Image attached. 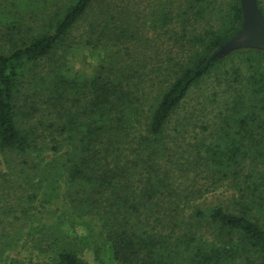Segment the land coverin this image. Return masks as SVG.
<instances>
[{
  "label": "trees",
  "instance_id": "trees-1",
  "mask_svg": "<svg viewBox=\"0 0 264 264\" xmlns=\"http://www.w3.org/2000/svg\"><path fill=\"white\" fill-rule=\"evenodd\" d=\"M242 20L240 0H0V264H264V50L212 59ZM220 189L233 207L205 206Z\"/></svg>",
  "mask_w": 264,
  "mask_h": 264
},
{
  "label": "rangeland",
  "instance_id": "rangeland-1",
  "mask_svg": "<svg viewBox=\"0 0 264 264\" xmlns=\"http://www.w3.org/2000/svg\"><path fill=\"white\" fill-rule=\"evenodd\" d=\"M227 2H228V0H227ZM261 3L264 6V0H261ZM223 14H226V12H223ZM167 38L168 37H165V36L159 37L161 42L167 41ZM103 56H104V54L102 53V51L93 50V49H90V48H82L80 50V52H79V55L77 54L73 58L72 65L78 71H80V72H82L84 74H90L92 72V70L94 69V67L96 65H98L100 62H102ZM234 60L239 61L237 59H234ZM227 65L231 66L232 68L235 69L236 66H238V65L241 66V63L238 62L235 65H231V60L228 59ZM231 195H233V191L232 190H228V189L222 190V189H220L219 191H216L214 193L205 194L201 201L207 200L206 202H203L205 206H214L216 204L222 203V204L225 205V207L232 208L233 207V205H232L233 197ZM64 211L66 212L65 209H64ZM46 216L56 217L55 214L54 215H52V214L50 215L48 213L46 214ZM259 217H260V220H261L262 227L264 228V214L259 215ZM59 219L62 221L65 230L71 236L82 235V234H88L89 233L88 226H86V224L83 223V222H81V223H73L72 221H70L68 215L59 216ZM31 252H32V250L29 251V250L23 249L21 254L22 255H26L28 257H32V253ZM85 257H86V259L88 260V262L90 264H104L103 262H104V260H106V258L108 256H107L105 250L103 248H101L98 253H94V251H92V250L89 251L88 250L86 255H85ZM250 262L251 261H247L246 260V255H244V256H242L240 258H237V259L233 260L230 264H253V263H250ZM258 262L259 261L257 260V264H258Z\"/></svg>",
  "mask_w": 264,
  "mask_h": 264
},
{
  "label": "water",
  "instance_id": "water-1",
  "mask_svg": "<svg viewBox=\"0 0 264 264\" xmlns=\"http://www.w3.org/2000/svg\"><path fill=\"white\" fill-rule=\"evenodd\" d=\"M243 20L240 29L212 56L224 57L242 49L264 50V12L258 0H240Z\"/></svg>",
  "mask_w": 264,
  "mask_h": 264
}]
</instances>
